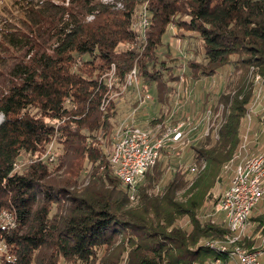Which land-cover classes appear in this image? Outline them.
<instances>
[{"label": "trees", "instance_id": "obj_1", "mask_svg": "<svg viewBox=\"0 0 264 264\" xmlns=\"http://www.w3.org/2000/svg\"><path fill=\"white\" fill-rule=\"evenodd\" d=\"M13 4L0 14V212L11 211L15 224L0 226V264H202L228 256L204 245L228 231L204 208L240 142L253 73L264 75V0ZM143 7L144 38L132 28ZM172 25L186 42L185 61L165 39ZM111 65L112 91L135 66L140 91L159 105L169 103L181 76L229 70L224 89L206 91L202 101V108L210 100L224 106L218 138L209 133L190 144L187 167L172 163L180 152L163 148L135 199L109 161L119 124ZM250 217L252 233L264 234V212ZM255 240L244 236L239 245L252 249Z\"/></svg>", "mask_w": 264, "mask_h": 264}, {"label": "built area", "instance_id": "obj_2", "mask_svg": "<svg viewBox=\"0 0 264 264\" xmlns=\"http://www.w3.org/2000/svg\"><path fill=\"white\" fill-rule=\"evenodd\" d=\"M148 26L149 19L145 7H143L133 21L132 28L144 38ZM181 54L183 59L189 57L187 52ZM184 69L183 65L181 70L184 71ZM255 70L252 66L251 71L255 72ZM106 76L108 77L109 90L113 92L112 85L118 80L114 65L110 66ZM180 80V85H182L181 88L180 86L177 88V99L182 95L188 98L191 88L188 84L185 85L183 76ZM253 81L255 85L253 97L241 119L247 122L246 130L241 134L234 155L223 166L224 169L231 170L232 173L228 187L221 193L215 205V212L223 215V222L228 231L222 239L204 242V245L208 247L227 252L228 257L235 259V264H260L259 257L264 254V236L262 235L258 236L260 238L259 248L248 249L239 245V241L246 236L251 211L260 200L264 199V152L253 153L250 151L251 138L248 132L252 117L257 114L258 107L264 101V75L258 72L253 73ZM128 87H134L138 92L139 104L152 98L149 93L140 91L135 66L127 74L118 93ZM107 102L108 100H103L102 107ZM180 102V99L175 102V107L169 114L170 119L174 116L175 108L179 107ZM223 112L224 106L218 104L215 109L211 106L204 108L201 114L196 115V119L188 113H183L173 122L164 124L157 122L150 127H141L125 121L120 122L112 136L109 161L114 174L127 188L130 198L135 199L139 182L146 170L152 167L160 157L163 148L184 153L193 141L192 135L197 133L199 128H201V133L196 136V139H202L209 133H212L214 138H218L223 122ZM47 154L50 159H53L51 145ZM197 168L194 163L189 165L190 172L197 171ZM4 212L5 210L0 212V226L13 227L15 224L13 214L4 217ZM5 251L6 245L0 243V252ZM215 262L219 263V258Z\"/></svg>", "mask_w": 264, "mask_h": 264}, {"label": "rangeland", "instance_id": "obj_3", "mask_svg": "<svg viewBox=\"0 0 264 264\" xmlns=\"http://www.w3.org/2000/svg\"><path fill=\"white\" fill-rule=\"evenodd\" d=\"M103 2H111L112 0H102ZM13 0H0V14L1 13H6L7 10L13 9ZM9 13V12H8ZM176 31V28L174 25L170 26L165 34V39H168L171 43L172 51L174 53H183L185 52L183 49H186V42L185 40L179 39L178 37L173 36V33ZM183 41V42H182ZM183 59V61H185ZM229 70H225L224 72H219L215 76L208 77V78H202V79H192V80H185V85H189L191 88V93L190 96L187 98L184 95L178 96L176 93L173 94L172 97H170V101L168 104H163L159 105L155 98L153 97V94H150L152 98L144 100L141 104H136L135 101L139 100V94L136 91V89H131V87H128L125 92L123 93H118L119 91L114 90L112 92V97L116 101V106H117V111H118V118L116 117L118 123L125 121L129 122L141 127H148L149 122L152 118L154 117H159L162 115V113H165L168 109L171 112L173 107H175V102L177 100H181L179 107L175 108L176 112L174 114L175 118L178 119L183 115V113H188L193 118L199 113L201 114L203 112L202 108V101H203V95L206 91L211 92L213 95L218 94L220 91L224 89V85L226 82L227 74ZM181 83V81H180ZM182 85V84H181ZM181 85L178 84L177 87ZM216 104L214 100H210L206 107H213ZM177 105V104H176ZM170 114V113H169ZM3 116L0 113V122L2 120ZM173 122L172 118L170 119V116H166L164 119V123H169ZM203 127V126H201ZM201 133V128L198 129V132L193 134L191 139H193V142L199 141L196 139L197 135ZM191 143V144H192ZM175 152V151H174ZM190 153L191 150H186L183 154L179 153V157L175 158V160L172 159L173 162H183L184 161V166L187 167L189 162H190ZM180 159V160H179ZM196 172V171H195ZM194 173V172H193ZM190 172L189 176L193 174ZM231 170H227L222 168L221 176L222 180H219L216 185L214 186L212 193H213V198L205 204L204 211L207 214V216L212 217V219L215 222H223V215L215 212V205L214 200L221 195V193L224 191V189L228 186V180H230L231 176ZM264 208V199H262L257 206L253 209L252 215L257 213V210ZM9 210H5L4 217H7V215L12 216V212ZM250 217V218H251ZM251 220L249 219V226H250ZM252 223V222H251ZM252 227H250L251 229ZM251 231V230H249ZM249 233V232H248ZM254 233H250V235L247 234V238H252L254 237ZM258 235L264 236V234L259 233ZM256 243L253 245L254 248H259L260 247V238L258 236L255 237ZM3 243V242H0Z\"/></svg>", "mask_w": 264, "mask_h": 264}, {"label": "crops", "instance_id": "obj_4", "mask_svg": "<svg viewBox=\"0 0 264 264\" xmlns=\"http://www.w3.org/2000/svg\"><path fill=\"white\" fill-rule=\"evenodd\" d=\"M246 126H247V122L241 120L242 132H244L246 130ZM248 132H249V135L251 138V142L249 144L250 151L253 153L264 152V101H262L261 105L258 107L257 114L252 117V120L249 124V131ZM228 184H229V180H228ZM261 212H264V208L257 210V213H261ZM250 227H252V228L250 229ZM253 227H254L253 223L250 222V226L248 225L247 230H246V236H247V234L250 235V233H252ZM249 230H251V231H249ZM258 234L259 233L254 234V237H252V239L255 238L256 236H259ZM252 247H254V246H252ZM216 259L217 258L208 259L202 264H235V259H232L228 256H225V257L219 259V263L215 262ZM259 261H260V264H264V254H262L259 257Z\"/></svg>", "mask_w": 264, "mask_h": 264}]
</instances>
